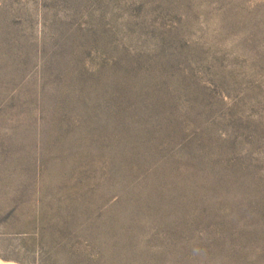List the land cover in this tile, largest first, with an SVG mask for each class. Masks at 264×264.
<instances>
[{
    "label": "rangeland",
    "instance_id": "rangeland-1",
    "mask_svg": "<svg viewBox=\"0 0 264 264\" xmlns=\"http://www.w3.org/2000/svg\"><path fill=\"white\" fill-rule=\"evenodd\" d=\"M0 260L264 264V0H0Z\"/></svg>",
    "mask_w": 264,
    "mask_h": 264
},
{
    "label": "bare ground",
    "instance_id": "bare-ground-1",
    "mask_svg": "<svg viewBox=\"0 0 264 264\" xmlns=\"http://www.w3.org/2000/svg\"><path fill=\"white\" fill-rule=\"evenodd\" d=\"M0 264H5V263H2L1 260H0ZM10 264H13V263H10Z\"/></svg>",
    "mask_w": 264,
    "mask_h": 264
}]
</instances>
